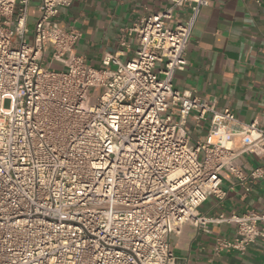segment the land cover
Segmentation results:
<instances>
[{
  "label": "built area",
  "instance_id": "2783aa9c",
  "mask_svg": "<svg viewBox=\"0 0 264 264\" xmlns=\"http://www.w3.org/2000/svg\"><path fill=\"white\" fill-rule=\"evenodd\" d=\"M209 2L173 0L119 29L94 68L59 23L72 0H39L28 40L30 0H0V264H188L170 250L185 226L235 225L215 257L264 241V213L199 212L224 201V181L264 178V125L172 85ZM48 51L62 71L43 67Z\"/></svg>",
  "mask_w": 264,
  "mask_h": 264
},
{
  "label": "crops",
  "instance_id": "0c3cea01",
  "mask_svg": "<svg viewBox=\"0 0 264 264\" xmlns=\"http://www.w3.org/2000/svg\"><path fill=\"white\" fill-rule=\"evenodd\" d=\"M173 0H72L61 9L59 23L80 32L77 55L91 67L117 49L119 29L167 9ZM39 0H30L37 14ZM131 54V53H130ZM186 66L172 85L180 92L206 98L217 111L230 109L244 125H264V0H210L201 10L185 51ZM126 60L123 58L122 61ZM244 169L261 161L244 157ZM224 201L210 197L200 206L206 218L234 212L264 213V178L241 185L224 181ZM209 233L185 226L171 236L170 250L188 264H264V241L257 240L242 257L233 252L212 255L216 237L233 239L235 225L209 224Z\"/></svg>",
  "mask_w": 264,
  "mask_h": 264
},
{
  "label": "rangeland",
  "instance_id": "374dc122",
  "mask_svg": "<svg viewBox=\"0 0 264 264\" xmlns=\"http://www.w3.org/2000/svg\"><path fill=\"white\" fill-rule=\"evenodd\" d=\"M38 13L33 17L30 13L28 15V29L30 31V35L27 36V40L31 37L32 33H33V28H34V23L38 17ZM49 58H50V52H45L44 54V63H43V67L44 68H49L50 70L53 71H62V66L57 64V63H49ZM95 68H99V67H95ZM7 106V104H6ZM191 132V130H189ZM195 137L198 135V132L194 133Z\"/></svg>",
  "mask_w": 264,
  "mask_h": 264
}]
</instances>
